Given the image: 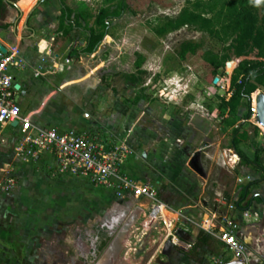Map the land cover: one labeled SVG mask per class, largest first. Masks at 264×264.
I'll return each instance as SVG.
<instances>
[{
	"label": "crops",
	"instance_id": "crops-1",
	"mask_svg": "<svg viewBox=\"0 0 264 264\" xmlns=\"http://www.w3.org/2000/svg\"><path fill=\"white\" fill-rule=\"evenodd\" d=\"M19 2L21 0H0V44L6 49H18L23 58L24 67L13 70L15 100L23 115L35 127L90 131L106 144L130 134L132 147L133 130L128 127L126 118L122 115L117 118L107 112L111 110L112 89L105 87L107 84L99 72L85 63L86 58L95 57L97 50L92 54L82 52L78 57L69 55L72 48L85 44L87 37L84 39L82 33L86 28H75L72 37L64 34L60 28V0H34V4L30 0ZM118 121V133L111 134V126ZM19 127L15 123L0 125V179L12 175L17 182L11 190L0 191V255L6 258L5 264H60L56 255L61 248L60 239L66 237L70 227L80 228L84 222L103 217L123 204L125 208L122 209H126L131 220V229L123 238L125 243L112 252V264H163L152 257V248L136 254L126 251L130 233L143 215L144 204L139 198L130 194L117 197L114 191L110 195L85 175L61 172L53 151L41 150L36 157L30 158L18 156L15 146L22 136ZM170 139H157L152 149H144L143 154L133 149L123 170L137 180L155 184L164 201L195 220L205 207L213 206L218 196H226L236 206L231 214L238 223V236L246 244L247 257L259 260L264 254V181L247 193L245 186L251 180L244 186L220 184L211 177L210 171L195 169L198 164L193 165L192 154L188 161L183 155L179 162L171 163L168 158L167 163L166 157L171 155L165 151L182 147L179 141L177 145ZM178 140L182 143V139ZM193 149L184 150L190 154ZM215 153L206 154L224 163L228 152ZM235 153L238 159L231 153L233 163L228 172L237 176L238 182H243L247 179L237 174L241 158ZM243 170L247 176L251 175L249 167ZM176 196L182 199L180 207H177ZM239 202L244 208L238 207ZM182 227L186 229L184 237L195 246L191 251L173 246L169 254L159 255L164 264H194L197 260L201 262L198 264H207L211 256H217L214 260L229 259L230 252L216 236L188 220L183 219ZM209 242L223 246L221 253L214 255L208 249Z\"/></svg>",
	"mask_w": 264,
	"mask_h": 264
},
{
	"label": "rangeland",
	"instance_id": "rangeland-1",
	"mask_svg": "<svg viewBox=\"0 0 264 264\" xmlns=\"http://www.w3.org/2000/svg\"><path fill=\"white\" fill-rule=\"evenodd\" d=\"M22 1L24 0L19 3L23 4ZM30 1L34 4V0ZM66 2L74 11H79L76 7L79 4L83 7L81 27L87 29L94 26L100 31L96 25V16L100 8L106 7L114 11L120 0H66ZM185 4L186 0H169L166 5L153 2L149 9L140 10L137 14L127 10L119 18L112 20L107 39L97 49L95 57L90 60L86 58L85 63L99 72L103 82L107 84L104 85L105 87L112 89L109 104L111 110L107 112L117 115V118L121 115L126 118L128 127L133 130L134 152L137 150L141 154L144 149L151 150L157 139L169 137L174 144L178 145L179 141L182 147L177 146L175 150L169 148L165 151L167 155H171L166 157L167 163L169 160L171 163L179 162V157L182 158L183 155L189 160L192 154L193 161L198 167L203 171H210L211 177L220 184L226 183L231 186L236 183L244 186L252 179L264 177V172L257 171L252 165L247 166L241 160L237 164L236 171L238 176H245L247 180L238 182L237 176L233 177L228 172V167L233 163L231 153L235 152L230 144L232 127L226 125L224 118L227 113L220 114L218 106L222 96L229 98L231 95L226 90V77L232 72L233 64L228 61L224 69H221L211 80L209 73L202 66V58L199 54L183 62H180L178 57L180 45L184 41L201 43L203 48L213 47L215 43L206 33L191 26L168 30L163 34L157 32V27L164 16L177 13ZM82 35L86 39L87 33L84 32ZM139 57L144 58L140 68L144 72H141L135 64ZM131 73L139 75L141 81L131 83L127 79V74ZM142 87L150 97L140 98ZM136 98L139 100L135 101ZM249 121L250 123L247 124L249 139L242 147L251 158L255 156L257 149L261 150L260 162L264 166V129L256 122L255 116ZM119 122L111 126L110 130L113 131L111 134L118 133ZM255 126L259 128L257 136H254ZM179 138L182 139V143ZM188 147L194 148L190 154L184 150ZM215 151L218 155L221 152H228L224 163L218 157L209 158L206 154H214ZM236 159H238L237 155ZM144 165L146 167L147 164ZM245 166L249 167L251 175L247 176L244 172ZM103 187L100 186L108 194L113 195L112 189ZM168 192L170 193L169 190ZM176 198L177 207L182 206V203H179L181 197L176 196ZM208 249L215 255L221 253L223 246L209 242ZM216 257L208 258L207 264H212ZM156 259L158 263L164 264L162 257L157 256ZM197 262L200 261L197 260L194 264H198Z\"/></svg>",
	"mask_w": 264,
	"mask_h": 264
},
{
	"label": "built area",
	"instance_id": "built-area-1",
	"mask_svg": "<svg viewBox=\"0 0 264 264\" xmlns=\"http://www.w3.org/2000/svg\"><path fill=\"white\" fill-rule=\"evenodd\" d=\"M69 60L66 59L67 62ZM22 67L24 62L18 49L0 50V125L15 122L20 125L22 136L15 146L16 154L30 158L36 157L41 150L53 151L61 172L85 175L93 184L112 189L117 197L130 194L139 198L144 204L143 215L127 240V253L136 254L152 248V257L156 258L163 253L168 242L176 248L191 251L195 246L194 242L180 234L181 229L186 232L182 227L184 219L216 236L227 247L230 252L229 259L217 258L212 264L248 259L246 244L239 238L238 223L231 214L236 206L226 196H218L213 206L205 207L206 210L200 211L199 219L195 220L164 201L155 184L148 180H137L123 170L124 163L133 150L130 134H124L123 137L106 144L90 131H60L56 128L35 127L23 115L21 106L15 100L13 70ZM256 112V105L252 103V116ZM16 183L15 177L8 175L0 179V191L11 190Z\"/></svg>",
	"mask_w": 264,
	"mask_h": 264
},
{
	"label": "trees",
	"instance_id": "trees-1",
	"mask_svg": "<svg viewBox=\"0 0 264 264\" xmlns=\"http://www.w3.org/2000/svg\"><path fill=\"white\" fill-rule=\"evenodd\" d=\"M168 1L120 0L114 11L101 7L96 16V25L100 31L94 26L85 29L87 32L85 44L80 48H72L69 55L78 57L82 52L89 54L95 52L109 34L112 20L119 18L127 10L137 14L140 10L149 9L153 2L166 5ZM60 3L62 5L60 28L65 35L72 37L73 30L81 28L83 7L79 4L76 6L79 11H74L66 0H60ZM67 24L69 27H66ZM183 26H191L206 33L215 45L203 48L201 43L184 41L178 52L180 62L199 54L202 66L209 73L211 80L224 69L228 61L233 64L232 72L226 77V90L231 95L229 98L221 97L219 113H227L224 122L228 127H232L230 144L239 154L241 161L252 165L257 171H264V166L260 162L262 151L257 149L255 156L251 158L242 147L249 139L247 124L252 117V94L264 90V0H186L180 11L164 16L157 27V32L163 34ZM143 60V57H139L135 61L139 70ZM127 79L131 83L141 81V77L136 73L127 74ZM142 90L140 98L150 97L144 92L143 87ZM138 100L139 98H136L135 101ZM258 131L259 128L255 126L254 136H257ZM253 143H256L255 139ZM263 181L264 177L252 179L245 186V190L247 189L249 193ZM238 207L244 208L241 202L238 203ZM199 240L202 241V238Z\"/></svg>",
	"mask_w": 264,
	"mask_h": 264
},
{
	"label": "flooded vegetation",
	"instance_id": "flooded-vegetation-1",
	"mask_svg": "<svg viewBox=\"0 0 264 264\" xmlns=\"http://www.w3.org/2000/svg\"><path fill=\"white\" fill-rule=\"evenodd\" d=\"M122 208L125 204L84 222L80 228L70 227L66 237L60 239L61 248L56 254L60 264H112V252L125 243L123 238L131 229V220ZM5 261L0 255V264Z\"/></svg>",
	"mask_w": 264,
	"mask_h": 264
},
{
	"label": "water",
	"instance_id": "water-1",
	"mask_svg": "<svg viewBox=\"0 0 264 264\" xmlns=\"http://www.w3.org/2000/svg\"><path fill=\"white\" fill-rule=\"evenodd\" d=\"M0 50L2 51H7V49L2 46L0 44ZM256 108H257V112L255 115V120L257 123H260L264 126V91H259L257 92V97H256ZM15 124H17V122H15ZM193 165L195 164V162H192ZM194 167V166H193ZM197 170H199L200 168L197 167L195 168ZM184 231L181 229L180 234L183 235ZM173 247V245L168 242L164 248L163 253H167L169 254V249L171 250ZM223 264H264V254H261V258L259 260H253L251 258H248L247 260L243 259H239V260H229L226 261Z\"/></svg>",
	"mask_w": 264,
	"mask_h": 264
},
{
	"label": "bare ground",
	"instance_id": "bare-ground-1",
	"mask_svg": "<svg viewBox=\"0 0 264 264\" xmlns=\"http://www.w3.org/2000/svg\"><path fill=\"white\" fill-rule=\"evenodd\" d=\"M253 105H256V97H257V92L253 93ZM259 125H261V127H263L262 129H264V126L262 124L259 123ZM236 154V153H235ZM237 155V154H236ZM235 158V156H234Z\"/></svg>",
	"mask_w": 264,
	"mask_h": 264
}]
</instances>
